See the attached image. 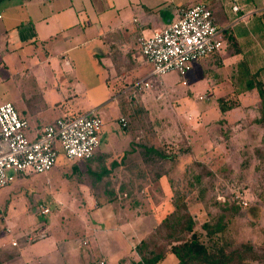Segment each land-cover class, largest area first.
Returning a JSON list of instances; mask_svg holds the SVG:
<instances>
[{
  "label": "crops",
  "instance_id": "0c3cea01",
  "mask_svg": "<svg viewBox=\"0 0 264 264\" xmlns=\"http://www.w3.org/2000/svg\"><path fill=\"white\" fill-rule=\"evenodd\" d=\"M188 1L0 0L1 72L14 71L25 80L49 89L48 98L41 96L44 108L28 107L22 95L10 97L5 103L12 104L32 130L66 118L68 111L60 107L71 96L69 89L80 82L75 64L81 56L89 60L96 72L95 78L107 89L128 83L124 93L136 95L150 91L151 88L131 89L135 81L150 72L141 71L148 63L139 51L138 40L175 22L179 12L192 5ZM201 3L211 10L222 33L228 32V43L234 48L228 50L225 45L212 56H218L215 62L206 59L208 62L194 80L197 86L207 82L211 70L209 77L218 81L216 74L219 75L230 60L235 59L243 66L234 26L236 20L240 19L245 25L249 22L264 25V0H202ZM233 15L235 21L230 23ZM191 70H194L193 65L188 74ZM241 71L256 76L261 72H252L248 66ZM7 77L0 75V80ZM181 85L185 86L186 80L185 85L181 80ZM54 87L58 91H52ZM119 97L118 93L113 95L110 103H115L112 109L115 113L110 109L114 114L110 117L120 122L124 117L116 107ZM114 140L112 134L102 144L99 142L92 158L86 161H68L62 155L67 162L65 168H71L70 174L76 177L67 178L66 182L61 178L54 184L46 177L48 182H42L51 192L53 210L39 204L37 211L32 210L36 219L33 214L24 215L22 223L18 222V213H0V229L5 227L0 230V264H129L137 261L132 258V249L155 228L156 219L148 214L138 215L135 210L140 209L128 202L126 189L121 187L119 192L121 185L134 181L132 174L141 158L134 145H118ZM128 168L129 173L125 171ZM122 173L126 176H121ZM25 176L17 175L14 180ZM6 202L1 198L0 206ZM44 208L49 211L41 214ZM46 215H50L48 220H38V216ZM42 234L43 237L31 240ZM169 258L175 260L170 255L163 262Z\"/></svg>",
  "mask_w": 264,
  "mask_h": 264
},
{
  "label": "rangeland",
  "instance_id": "374dc122",
  "mask_svg": "<svg viewBox=\"0 0 264 264\" xmlns=\"http://www.w3.org/2000/svg\"><path fill=\"white\" fill-rule=\"evenodd\" d=\"M201 1L188 2L194 5ZM234 21L233 15L230 23ZM244 25L240 19L234 25L243 66L235 59L230 60L220 74H216L219 78L218 81L215 78L216 82L209 77L212 70L207 82L197 86L194 80L200 68L208 62L206 59L215 62L217 55L194 62V70L186 76L185 86L181 85L182 79L177 73L169 72L152 77L150 91L136 95L126 91L125 94L124 86L128 83L107 89L95 78L96 72L89 60L81 56L75 64L80 82L69 89L71 96L60 109L68 111L65 115L68 119L90 112L97 115L103 123L99 135L101 144L112 134L118 145L135 146L148 139L151 145L173 157L171 162L153 169H147L141 159L139 167L132 174L134 181L119 187V192L121 187L128 192V202H133L134 208L140 209L135 210L138 215L145 217L148 214L156 219L155 228L173 213L174 194L178 193L194 223L193 231L212 255L219 256L224 249L241 250L238 246L249 245L250 249H242L245 261L264 264V119L259 121L261 99L256 87L251 90L246 88L251 76L241 71L242 67L246 69L247 66L252 72L260 70L256 80L264 88V25L258 26L254 22ZM222 41L226 49L234 48L228 43V32L222 33ZM150 70L148 64L141 71L148 73ZM14 74V71L2 73L0 70V75L8 76L6 80H0V104L10 97L22 95L28 107L44 108L41 96L48 98L49 89L25 80L21 74ZM53 90L58 91L55 87ZM116 93L120 96L116 107L120 116L126 119L124 128L117 118L110 117L114 115L110 109L115 106L110 102ZM222 106L230 108L221 112ZM112 112L115 113L114 110ZM129 115L136 120L134 126H130ZM65 165L67 162L60 155L46 175L32 174L16 178L1 188L0 199L7 202L0 206V213H18L16 217L22 223L24 215L33 214L36 219L37 215L32 210H36L39 204L53 210L51 192L42 182H48L46 177L53 184L61 178L65 182L67 178L75 179L76 175L70 174L71 168H65ZM154 170L162 174L158 176ZM125 171L129 173L130 169ZM120 175L126 176L125 173ZM112 179L117 177L112 176ZM190 181L192 186L189 185ZM231 207H237V210L232 211ZM38 217L40 221L48 220L50 215ZM222 226L223 232H214L215 227ZM3 229L5 227L0 230ZM151 234L152 231L143 239ZM167 236L168 232L164 230L160 237L155 238L159 248L166 251L171 241ZM36 237L39 238V235L31 240ZM137 244L132 249L133 260H138L135 252ZM176 263V259L169 258L161 264Z\"/></svg>",
  "mask_w": 264,
  "mask_h": 264
},
{
  "label": "built area",
  "instance_id": "2783aa9c",
  "mask_svg": "<svg viewBox=\"0 0 264 264\" xmlns=\"http://www.w3.org/2000/svg\"><path fill=\"white\" fill-rule=\"evenodd\" d=\"M138 45L151 70L133 83L132 90L149 89L152 77L169 72L177 73L185 85L194 62L222 49V30L214 23L207 5L197 3L181 10L178 19L164 29L140 37ZM120 123L126 126L124 118H120ZM101 129V119L90 112L71 119H57L32 130L12 104L0 105V189L17 175L46 174L60 155L68 161L90 159L99 145ZM48 211L44 208L41 214Z\"/></svg>",
  "mask_w": 264,
  "mask_h": 264
},
{
  "label": "trees",
  "instance_id": "16d2710c",
  "mask_svg": "<svg viewBox=\"0 0 264 264\" xmlns=\"http://www.w3.org/2000/svg\"><path fill=\"white\" fill-rule=\"evenodd\" d=\"M262 17L264 22V13ZM245 73L248 72L246 71ZM250 76L246 88L251 90L256 87L257 89L259 98L261 99L260 121L261 119H264V88L263 84L256 80V75ZM228 108L230 107L222 106L220 107V111L225 112ZM129 117L130 123L132 122V125L130 126H134L133 123L136 121L135 118H132L131 115H129ZM142 126L144 125L142 124ZM135 147L147 169L158 168L160 164L162 165L163 163L171 162V160H173L172 156L163 153L159 147L151 145L148 139L141 141V143H138ZM154 171L158 176L159 174H162V172H157L158 170ZM197 178L200 179L199 177ZM189 185L192 186L191 181ZM174 195L175 209L173 210V213L163 221L161 226H157L152 230V234L149 236L150 239L147 237L135 246L138 260L130 261L129 264H161L168 254L176 259V264H253L245 261V253L244 250H242L250 249L251 247L249 245L238 246L242 248L241 250L240 248H231L226 251L225 249H222L224 253H221L219 256L212 255L205 244L200 242L197 234L193 231L194 223L189 216L185 204L180 198L181 196L178 193H175ZM231 210L236 211L237 207H231ZM223 226L215 227L214 232H223ZM164 230H167V238L168 240H171L168 243V251L160 249L155 242V238L160 237Z\"/></svg>",
  "mask_w": 264,
  "mask_h": 264
}]
</instances>
